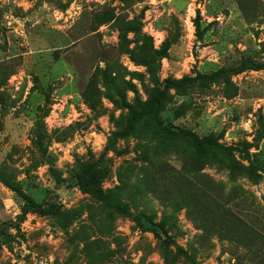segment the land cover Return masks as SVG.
I'll list each match as a JSON object with an SVG mask.
<instances>
[{"label":"rangeland","instance_id":"374dc122","mask_svg":"<svg viewBox=\"0 0 264 264\" xmlns=\"http://www.w3.org/2000/svg\"><path fill=\"white\" fill-rule=\"evenodd\" d=\"M0 174V264H264V0H0Z\"/></svg>","mask_w":264,"mask_h":264},{"label":"trees","instance_id":"16d2710c","mask_svg":"<svg viewBox=\"0 0 264 264\" xmlns=\"http://www.w3.org/2000/svg\"><path fill=\"white\" fill-rule=\"evenodd\" d=\"M195 27H196V31L198 35H201V25L200 22L198 20L195 21ZM158 99H156L155 103L157 104ZM152 117L153 119V124H154V129L159 130V131H164L170 134H174L171 130V128L169 127V125L163 123L160 118L158 117V110H157V106L155 109V112L151 111V114L149 115ZM136 122L134 121L133 125ZM179 135L182 136H188L190 141L196 145L198 148L205 150V144L209 143L208 140H201L198 139L196 137V135L192 134V133H188L185 132L183 130H179ZM235 163H232L231 168L233 170L234 169V165ZM245 169V167H244ZM248 174L249 176H253V177H249L251 180H253L254 182H256L258 177H254V172L250 171L248 169ZM108 175V170L107 169H102V168H95L94 166H90L88 167V169L78 178V186L80 187V189L87 194L93 195L94 197H96L99 200H105L106 199V194L102 188V182L103 180L106 178V176ZM0 179L3 180L4 183H6L7 185H9V183L4 179L3 175L0 174ZM10 188H12L13 190H15V187L10 186ZM37 204L35 203H31L29 201H26V203H24V205L21 206L22 211L24 212L26 210V208L29 207H36ZM48 206V210L47 212H50L52 214H57L59 212V207L57 206ZM41 214H45L43 211L40 212ZM141 227L143 228V230H151L152 232H154L155 234H159L160 231H162L161 226L157 225L155 221H153V219L147 217L146 215H143L141 217V221H140ZM0 250H1V242H0Z\"/></svg>","mask_w":264,"mask_h":264}]
</instances>
